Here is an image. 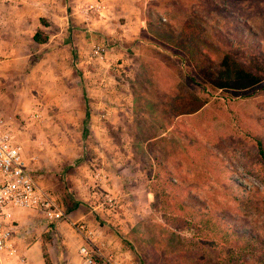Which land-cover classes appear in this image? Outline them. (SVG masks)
Here are the masks:
<instances>
[{"label": "rangeland", "instance_id": "rangeland-1", "mask_svg": "<svg viewBox=\"0 0 264 264\" xmlns=\"http://www.w3.org/2000/svg\"><path fill=\"white\" fill-rule=\"evenodd\" d=\"M142 9L145 18L164 22L168 30L180 28L187 18H194L203 30L204 39L212 46L226 52L241 50L243 57L248 54L249 58L264 64V0H142ZM248 32H253L255 37ZM160 39L168 40V36ZM140 50L139 65L133 74L131 58L125 65L115 68L105 67L107 61L91 60L87 76L72 62L74 54L69 59L62 54H18L17 58L2 54L4 62L11 61L15 66H10V76L0 96V114L9 119L16 143L20 147L21 142L28 146L33 144L36 159L46 166L52 160L53 151H57L56 157L65 174L78 160L92 158L87 143L91 128L66 122V103L75 98L69 87L74 83L72 72L77 73L78 83L85 88V99L90 98V101L101 96L90 89L86 91L87 88L104 79L106 88L102 90L105 89L103 103L106 105L99 110V119L105 130L117 137L122 149L132 148V143L140 147L141 164L146 170L148 181L141 194L152 197L151 201L146 199L138 204L141 215L132 233V246L147 264L165 262L164 253L160 251L164 245L158 236L166 232L161 224L167 220L154 207L156 199L152 191L153 176L161 161L173 179L177 178L179 184L194 191V200L190 199L193 204L223 202L224 195L216 186V178H219V170L225 171L220 176L251 190L257 203L252 205L246 195L243 199L240 198L242 193L237 194L238 206L231 204L236 213L229 215L227 224L242 233L263 227L264 157L259 154L257 141L261 140L264 146V84L239 97H228L222 92L208 93L182 80L179 59L169 50L161 48L160 51L146 39L140 44ZM132 83L138 102V122L134 124ZM191 91L208 97L209 103L195 114L172 117L169 103L179 93ZM34 115L39 118L35 120ZM106 192L103 190L99 202ZM186 217L181 215V218ZM194 225L199 226V219ZM177 226L185 229L182 236L186 238L196 234V227H183L180 221L170 224L173 231ZM168 256L172 262L182 261L176 260L173 254Z\"/></svg>", "mask_w": 264, "mask_h": 264}, {"label": "crops", "instance_id": "crops-1", "mask_svg": "<svg viewBox=\"0 0 264 264\" xmlns=\"http://www.w3.org/2000/svg\"><path fill=\"white\" fill-rule=\"evenodd\" d=\"M147 19L142 0H0V52L13 58L18 54H62L69 59L74 54L72 62L87 76L92 50L109 41L114 47L104 66L120 67L132 58L133 74L139 65L137 57L144 40L142 32L148 31ZM39 30L48 35L45 44L34 41ZM10 62L0 64L1 97L10 76V66H15ZM72 73L74 83L69 87L75 98L66 103L64 120L91 128L87 143L92 158L78 160L66 175L56 157L57 151L52 152V160L46 166L36 159L33 144L20 143L39 185L53 192L67 217L51 222L36 210H14L12 244L16 253L5 252L0 264H82L79 249L86 244L99 253L104 264H142V255L132 246V233L141 215L138 204L146 199L151 201L152 196L145 195L146 198L141 194L148 180L141 164L140 147L132 143V148L122 149L117 137L110 135L99 119V110L106 105L103 103L104 79L100 78V82L91 83L92 88H87L86 91L90 89L101 96L90 101V98L85 99V88L78 83L77 73ZM137 106L132 83L133 124L138 122ZM56 119L54 116V121ZM125 150L128 156L123 154ZM97 172L106 173V179L99 182ZM137 175L140 178H136ZM103 190L119 197L116 209L100 204ZM81 225L93 235L88 236L86 230L77 227Z\"/></svg>", "mask_w": 264, "mask_h": 264}, {"label": "trees", "instance_id": "trees-1", "mask_svg": "<svg viewBox=\"0 0 264 264\" xmlns=\"http://www.w3.org/2000/svg\"><path fill=\"white\" fill-rule=\"evenodd\" d=\"M147 22L149 33L143 31L142 36L158 50H169L174 58L179 59V72L187 85L201 88L208 93L222 92L228 97H239L264 84L263 63L256 58H249L248 54L243 57L241 50L226 52L212 46L204 39L203 30L194 18H187L180 28L170 27L169 30V26L164 22L151 18H148ZM248 34L255 37L253 32ZM164 36H168V40L160 39ZM145 39L142 40L143 43ZM34 41L45 44L48 35L39 30L34 36ZM209 101L208 97L197 95L193 91L181 92L169 103V113L172 117L195 114ZM164 133L165 131L162 132ZM257 147L259 154L264 157L261 140L257 141ZM158 166L159 170L153 176L155 185L153 184L152 191L156 199L154 207L167 220V223L161 224L166 232H161L158 236L164 245L160 249L164 253V264H178L172 262L168 254H173L177 257L176 260H182L179 264H264V226L254 227L242 233L232 230L231 225L227 224L229 215L236 213L231 204L238 206L236 202L239 200L235 198L237 194L242 193L240 198L245 199L246 195L248 202L257 204L251 190L221 177L220 174L225 171L219 170L216 186L224 195V203L219 201L208 204L198 201L193 204L190 199L194 200V191L179 184L177 178L173 179L170 170L162 161ZM181 215L187 217L184 219ZM197 219L199 226L194 225ZM178 221L184 224L183 227H196L195 236H182L185 229H181V226L179 229L177 226L173 231L170 224L176 225ZM243 223L245 221H242ZM194 239L198 241H192ZM142 262L147 264L144 257Z\"/></svg>", "mask_w": 264, "mask_h": 264}, {"label": "built area", "instance_id": "built-area-1", "mask_svg": "<svg viewBox=\"0 0 264 264\" xmlns=\"http://www.w3.org/2000/svg\"><path fill=\"white\" fill-rule=\"evenodd\" d=\"M10 2L11 0H6ZM93 8V7H92ZM97 11L101 7H95ZM114 43L106 42L94 47L90 54L92 61H107L110 49ZM3 56L0 52V64ZM105 117V114H102ZM33 118L37 120L38 115ZM9 119L0 114V260L5 252L15 254L13 247L14 239V210L32 209L44 215L51 222H59L66 219V214L55 198L53 192L42 188L33 171L30 170L27 159L22 148L16 143L15 137L10 129ZM96 178L99 182L106 179V174L97 172ZM104 208L116 209L119 204L117 196L106 192L100 201ZM86 230L88 236L93 232L87 230L84 225L77 226ZM82 264H104L99 253L89 244L79 249Z\"/></svg>", "mask_w": 264, "mask_h": 264}]
</instances>
